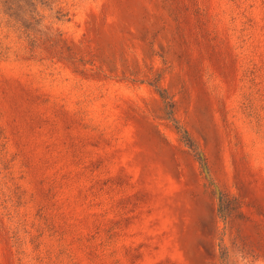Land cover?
<instances>
[{
  "label": "rangeland",
  "instance_id": "rangeland-1",
  "mask_svg": "<svg viewBox=\"0 0 264 264\" xmlns=\"http://www.w3.org/2000/svg\"><path fill=\"white\" fill-rule=\"evenodd\" d=\"M0 264H264V0H0Z\"/></svg>",
  "mask_w": 264,
  "mask_h": 264
},
{
  "label": "trees",
  "instance_id": "trees-1",
  "mask_svg": "<svg viewBox=\"0 0 264 264\" xmlns=\"http://www.w3.org/2000/svg\"><path fill=\"white\" fill-rule=\"evenodd\" d=\"M12 1H16V0H12ZM18 2H19V0H18ZM15 3H16V2H15ZM15 3H10V5H11V6H15V7H16V6L19 7L20 4H19V3H16V5H15ZM183 133H184V135L186 136V132H183Z\"/></svg>",
  "mask_w": 264,
  "mask_h": 264
},
{
  "label": "water",
  "instance_id": "water-1",
  "mask_svg": "<svg viewBox=\"0 0 264 264\" xmlns=\"http://www.w3.org/2000/svg\"><path fill=\"white\" fill-rule=\"evenodd\" d=\"M203 169H204V173H205V175L207 176V172H206V169H205V167H203Z\"/></svg>",
  "mask_w": 264,
  "mask_h": 264
}]
</instances>
